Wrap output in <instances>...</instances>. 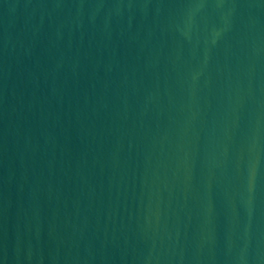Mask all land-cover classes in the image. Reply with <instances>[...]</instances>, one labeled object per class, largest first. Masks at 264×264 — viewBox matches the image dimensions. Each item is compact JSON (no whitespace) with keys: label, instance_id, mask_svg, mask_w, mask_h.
I'll list each match as a JSON object with an SVG mask.
<instances>
[{"label":"water","instance_id":"water-1","mask_svg":"<svg viewBox=\"0 0 264 264\" xmlns=\"http://www.w3.org/2000/svg\"><path fill=\"white\" fill-rule=\"evenodd\" d=\"M0 264H264V0H0Z\"/></svg>","mask_w":264,"mask_h":264}]
</instances>
